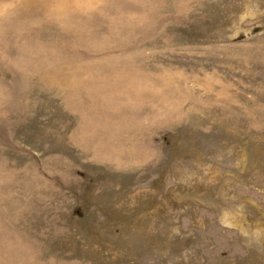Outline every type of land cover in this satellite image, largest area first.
<instances>
[{
  "label": "rangeland",
  "instance_id": "obj_1",
  "mask_svg": "<svg viewBox=\"0 0 264 264\" xmlns=\"http://www.w3.org/2000/svg\"><path fill=\"white\" fill-rule=\"evenodd\" d=\"M0 264H264V0H0Z\"/></svg>",
  "mask_w": 264,
  "mask_h": 264
}]
</instances>
